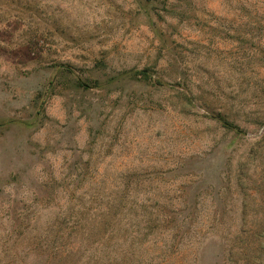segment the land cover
Masks as SVG:
<instances>
[{
	"label": "rangeland",
	"instance_id": "rangeland-1",
	"mask_svg": "<svg viewBox=\"0 0 264 264\" xmlns=\"http://www.w3.org/2000/svg\"><path fill=\"white\" fill-rule=\"evenodd\" d=\"M0 264H264V0H0Z\"/></svg>",
	"mask_w": 264,
	"mask_h": 264
},
{
	"label": "trees",
	"instance_id": "trees-1",
	"mask_svg": "<svg viewBox=\"0 0 264 264\" xmlns=\"http://www.w3.org/2000/svg\"><path fill=\"white\" fill-rule=\"evenodd\" d=\"M157 223H154L155 224V226H163V224L164 223H168V221L167 220H165V219H159V221H157L158 219H154Z\"/></svg>",
	"mask_w": 264,
	"mask_h": 264
}]
</instances>
